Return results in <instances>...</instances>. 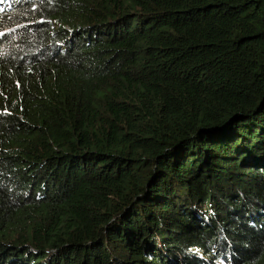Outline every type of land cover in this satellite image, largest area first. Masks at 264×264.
I'll use <instances>...</instances> for the list:
<instances>
[{"label":"trees","instance_id":"1","mask_svg":"<svg viewBox=\"0 0 264 264\" xmlns=\"http://www.w3.org/2000/svg\"><path fill=\"white\" fill-rule=\"evenodd\" d=\"M0 264H264V0H0Z\"/></svg>","mask_w":264,"mask_h":264}]
</instances>
